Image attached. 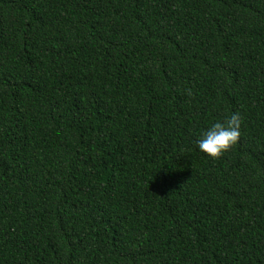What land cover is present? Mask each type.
<instances>
[{"label":"trees","instance_id":"trees-1","mask_svg":"<svg viewBox=\"0 0 264 264\" xmlns=\"http://www.w3.org/2000/svg\"><path fill=\"white\" fill-rule=\"evenodd\" d=\"M0 264H264V0H0Z\"/></svg>","mask_w":264,"mask_h":264},{"label":"clouds","instance_id":"clouds-1","mask_svg":"<svg viewBox=\"0 0 264 264\" xmlns=\"http://www.w3.org/2000/svg\"><path fill=\"white\" fill-rule=\"evenodd\" d=\"M241 125L242 117L239 112H233L223 121L211 123L196 141L199 151L213 159L221 157L238 142Z\"/></svg>","mask_w":264,"mask_h":264}]
</instances>
